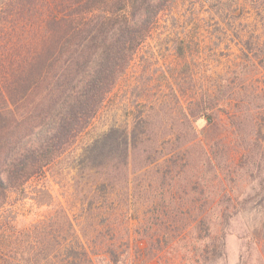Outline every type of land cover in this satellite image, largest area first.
I'll list each match as a JSON object with an SVG mask.
<instances>
[{"label":"trees","instance_id":"trees-1","mask_svg":"<svg viewBox=\"0 0 264 264\" xmlns=\"http://www.w3.org/2000/svg\"><path fill=\"white\" fill-rule=\"evenodd\" d=\"M176 1L0 2V264L16 261V252L10 258L6 254L17 251L18 245L19 233L14 238L6 234L13 227V203L25 199L39 207L52 203L45 182L48 168L91 125L161 17L174 19ZM171 41L176 54L183 56V46L175 38ZM247 49L252 51L250 45ZM259 51L263 56L257 63L264 67V40ZM247 59L255 65L251 57ZM200 112L210 120L206 109L201 107ZM138 146L134 130L111 126L82 147L77 158L79 175L87 177V186L81 189L80 202L87 201L79 214L82 225L108 227L109 216L117 214L126 227L132 220L135 241L147 243L138 264L174 246L181 264L205 263L212 255L224 258V237L214 238L211 226L216 218L225 222L226 210L208 200V193L191 177L179 183L185 166L165 167L156 148L157 154L147 153L140 166L129 170L130 151ZM114 203L126 208L117 212ZM67 224L68 235L57 240L61 247L53 252L62 257L57 264H93L91 254H97V245L116 263L120 255L116 247L128 248L127 237L120 236L118 245L116 237L106 242L99 230L91 243L84 230L80 239L71 218Z\"/></svg>","mask_w":264,"mask_h":264},{"label":"rangeland","instance_id":"rangeland-1","mask_svg":"<svg viewBox=\"0 0 264 264\" xmlns=\"http://www.w3.org/2000/svg\"><path fill=\"white\" fill-rule=\"evenodd\" d=\"M172 16L161 17L91 125L48 168L52 203H13V229L6 234L19 233L17 251H1L9 258L16 252L15 264L61 262L53 252L61 247L57 240L68 235V218L81 240L83 230L91 243L99 230L106 242L120 236L129 240L127 250L125 244L116 247V263L103 247H94L93 264H138L147 243L135 241L132 220L126 227L121 215H111L108 227L96 220L91 229L79 215L86 207L87 201H80L87 177L79 175L77 158L84 145L111 126L134 130L140 143L130 151L129 170L140 166L147 153L157 154L156 148L165 167L185 166L179 183L193 179L208 200L226 210L225 222L216 218L211 226L214 238L224 237V258L212 255L199 264H264V67L257 63L263 56L264 0H177ZM172 38L183 46V56L176 54ZM201 107L210 120L200 116ZM114 207L117 212L126 208ZM174 247L143 264H181Z\"/></svg>","mask_w":264,"mask_h":264}]
</instances>
